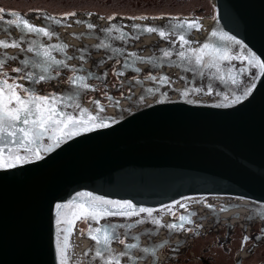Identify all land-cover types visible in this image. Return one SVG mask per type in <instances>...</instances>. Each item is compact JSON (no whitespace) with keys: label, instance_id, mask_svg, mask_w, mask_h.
<instances>
[{"label":"water","instance_id":"obj_1","mask_svg":"<svg viewBox=\"0 0 264 264\" xmlns=\"http://www.w3.org/2000/svg\"><path fill=\"white\" fill-rule=\"evenodd\" d=\"M212 3L215 18L208 32L203 31L207 19L196 16L202 27L200 31H192L190 37L195 33L198 37L192 47L204 43L220 45L219 35L227 33L264 62V0H212ZM72 18L84 21L80 26L89 30L90 19L69 17ZM122 18L116 17L107 23L109 26L122 24L126 19ZM171 18L173 16L161 19L163 25L160 20L153 22L151 27L165 28L172 22ZM183 20L177 18V22ZM106 29L109 28H100ZM213 31L217 32V37H212ZM127 33L130 39L131 33ZM90 34L83 36L97 37ZM104 39L109 40V37L104 36ZM175 47L178 49L180 43ZM239 51L238 46H232L233 55ZM149 54L145 58L153 57V53ZM124 59L114 72L120 84L112 91L106 90L112 100L105 97L108 103H102L97 91L100 85L93 84L94 81L105 84L108 70L102 73L98 70L100 75L107 73L106 78L89 81L96 90L82 96V106L94 115L103 116L102 122L107 127L68 139L51 153H42L44 159L0 169V264H60L55 205L67 204L79 193L130 201L137 208L153 209V214L189 199L243 201L248 210L255 207L256 213L264 208V76H255V84H252L256 70L250 69L252 74L241 78L243 84L253 88L248 98L228 107H216L221 97L215 92H229L219 81H213V95L201 93L185 98L181 91L192 85H186L182 77L193 81L195 87L206 85L210 77L201 80L192 72L175 66L154 68L147 63V73L166 75L171 85L163 86L147 79L149 75L144 76L141 63L136 65L139 73L126 70L125 75L118 77L116 73L123 70ZM176 59L173 55V60ZM232 63L236 68L246 66V62L241 64L239 60ZM85 65L83 68L93 71ZM129 76L136 77L130 79ZM137 79L142 83H137ZM123 87L129 92L115 97L114 92ZM149 88L159 90L150 93ZM67 90L69 84L64 83L53 93L62 94ZM89 94L94 95L91 101L86 100ZM189 99L194 103H188ZM92 101H99L104 111H97ZM250 212L253 216L254 212ZM144 217L146 214L141 213L130 220L122 217L108 220L116 224H135ZM80 223L76 222L70 237L73 245L70 264H75L73 242ZM104 223L105 220L100 221ZM123 232L121 229V238H124ZM134 242L131 239L127 243ZM124 251L123 245L121 252ZM122 264H130V261L126 259Z\"/></svg>","mask_w":264,"mask_h":264},{"label":"snow or ice","instance_id":"obj_2","mask_svg":"<svg viewBox=\"0 0 264 264\" xmlns=\"http://www.w3.org/2000/svg\"><path fill=\"white\" fill-rule=\"evenodd\" d=\"M5 15L11 18L5 20ZM74 16H76L75 12L66 13L59 19L45 16V20L51 23L39 27L32 24L18 11H6L0 7V25H3L0 26V33L8 35V39L0 40V50H4L0 52V169L15 168L19 164L44 159L42 153H51L62 143L67 142L68 139L83 132L108 126L102 122L105 119L103 116L94 115L88 108L82 106V96L87 91L96 90L89 81H103L107 76V73L100 75L98 71L89 72L83 68V64L90 58L87 47L76 49L75 52L78 55L69 56L67 54L69 46L66 43L45 45L43 39H39H59L58 33L52 29V24L71 27L67 20ZM139 18L147 19V17ZM129 19L135 18L129 17ZM171 19L172 22L165 28L132 25L134 30L132 39H139L140 33H156L161 39L169 41L171 46L161 49L160 56L154 54L151 58H145L139 53H127L122 47H114L110 40L127 43L129 39V34L122 31L124 26L115 24L111 25L109 29L103 30L109 40L101 41L94 50H104L110 53L109 58L117 59V62H119V57H125L122 65L123 70L116 73L118 77L125 75L126 70L139 73L140 69L136 66L139 63H147L154 68H161L164 65L175 66L185 72H192L201 80L206 76L210 77V81L200 87H195L193 81L182 77L186 85H192L181 91V96L185 98L201 93L213 95V81H219L220 84L229 88L228 93L215 92V95L221 97V102L217 103L216 107H228L248 98L253 88L243 84L241 78L245 75H251L249 70L255 69L256 72L252 80V84H255V76H264V62L254 53L246 50L241 41L227 33L219 35L220 45L204 43L200 47H192L195 41L188 37L193 30H201L202 26L199 20L189 21L185 19L183 22H177V18ZM74 22L78 25L85 23L80 20ZM87 28L89 31H94L95 25L87 23ZM12 29L19 30L21 33L19 39L13 38ZM117 32L119 35H113ZM30 35L37 39H29ZM211 35L217 37L218 34L213 31ZM171 36L179 38L180 47L178 49L175 47V41L169 39ZM75 38L82 40L85 36ZM22 45L27 46L22 47ZM233 45L238 46L239 54H232ZM9 48L20 49L22 53H25L26 58L20 61L22 67L12 69V71L22 73L18 79L29 81L33 85L32 87H24L16 82L17 78L9 77L8 73L3 71L7 61L16 59V57L7 56V49ZM27 53H31L32 57H27ZM54 53H58L63 58L58 59ZM173 55L177 57L176 60H173ZM73 59L80 60L81 67H70L69 62ZM235 60H239L241 64L246 62V66L236 68L232 63ZM96 67L98 70L100 62L97 63ZM64 70L72 73L67 77L69 90L62 94H39L34 85L52 82ZM146 78L163 86L171 85V80L166 75L149 74ZM10 79L13 81L12 83H9ZM137 83L142 82L137 79ZM158 90V88L147 89L150 93ZM108 99L112 100V97H108ZM160 102L163 103L164 100ZM187 102L194 103L191 99ZM92 103L97 106V111L101 113L104 111L99 101H92ZM180 206L185 208L187 214H180L177 222L164 225L162 220L153 214L154 210L151 208H137L130 201H113L101 196H94L92 193H79L67 204L55 205L57 252L60 264H70L72 261L71 249L73 245L70 242V237L77 221L87 225L86 228L81 229V234H86L88 238L94 241L93 259L98 260L99 264H122V258H127L130 264H142L147 258H151L154 264H158L157 252L159 249L165 248L168 241L154 247H143L141 237L132 236V231L137 225L145 222H150L154 226L153 230L146 233L148 235L158 234L161 228H166L171 236L181 232L194 233L197 227H202V223L197 224L193 219L197 215L195 211L188 209L183 204ZM171 207L169 206V208ZM206 207L210 211H217L211 204L206 205ZM228 210L230 209L221 207L218 211L222 213ZM249 210L254 212V215L248 218L249 223L257 217L264 220V208L258 213H256L255 207ZM141 213L146 214L147 219L137 220L135 224H116L108 220L109 217H122L130 220L133 216H139ZM171 215L176 217L175 212H171ZM101 220H105V223L100 224ZM217 221H219L218 216ZM121 229L124 230V238H121ZM261 232L264 233V229H261ZM129 237L135 242L127 243L126 239ZM261 239H264V235L256 236L257 241ZM115 242L124 245L125 251L120 254L115 253L112 247ZM250 242L251 238L245 234L241 240V249ZM136 251L143 255L135 256Z\"/></svg>","mask_w":264,"mask_h":264},{"label":"bare ground","instance_id":"obj_3","mask_svg":"<svg viewBox=\"0 0 264 264\" xmlns=\"http://www.w3.org/2000/svg\"><path fill=\"white\" fill-rule=\"evenodd\" d=\"M42 14V13H41ZM41 14H24L25 17L34 25L39 26V27H44L46 26V24L51 23L50 21H46L45 20V16H49V15H42ZM23 15V16H24ZM78 18L80 19H90L92 21V24L95 25L96 30L94 31H89L86 30V28L84 26H80L75 24V19H68L67 23L71 24V27H66V26H56L54 24H52V29L58 33L59 39L53 38L52 40H47L46 38H39V39H43V42L45 43V45H49V44H56V43H60V42H64L66 43L69 47H68V52L67 54L69 56H74V55H78V53L75 52L76 49H82L87 47L88 52L90 53V58H88V62L86 63L87 67H89L90 69H92L93 71H100V73L108 70L109 73V78L106 80V83H98L96 81L93 82L94 85H100L99 87H104L106 90L109 89L110 91H112V87L109 86V82H110V72L112 70H116V68L120 65L121 61L123 58V56L119 57V62H117V59H113V58H109L110 57V53L104 51V50H99L96 51L95 46L100 43L101 41H104V36H107L104 31L100 30L101 27L105 28H110L111 25L109 26L110 23H107L108 19H99L98 16L95 15H90V14H81L78 13L76 15ZM59 18H62L63 16H54ZM96 17V18H95ZM168 16H165L163 18H166ZM174 17V16H173ZM11 17L9 16H5V20L10 19ZM95 18V19H94ZM126 18V19H125ZM161 17H147V19H140V18H135V19H129V17H123L122 19H125L123 21L122 24H118V25H123L124 27L123 29H126L127 32L131 33L130 35V39H128L127 43H122L119 40H112L110 41L111 43H113L114 47H122L126 50L127 53H139L141 54L143 57H147L148 55H150L149 53H153L152 55H161V49H163L164 47H168L171 46L168 40H163L159 37L158 34L153 33V34H143L140 33V38L139 39H132L131 37L133 36V28L132 25L135 24L137 26H142V27H148V26H152L153 22H158L159 20L161 21V19H163ZM176 18H180V19H187L189 21L196 19V16H190V17H176ZM98 20H100L101 23L97 22ZM131 20H135V22H131ZM111 22V21H110ZM164 21H161L160 24L163 25ZM204 23V21H203ZM211 24V20H207L205 21V26L203 31L206 33L209 30V26ZM116 25V24H115ZM3 26V25H0ZM162 27V26H161ZM92 33V35L97 36L96 38H87L85 36L84 39H76L75 37L77 36H83V35H91L90 33ZM115 34V33H113ZM12 36L13 38L19 39L21 36V33L19 32V30L16 29H12ZM196 33L190 37L189 39L192 41H195V43L192 45H196L197 40H196ZM8 39V35L0 33V40H5ZM29 39H37L35 36H29ZM171 41H175V44L180 43L179 42V38L177 36H171L169 38ZM117 41V42H116ZM154 43V44H152ZM152 44V45H151ZM149 45V46H146ZM27 45H22V47H26ZM146 46V47H145ZM141 47H145V48H141ZM4 50H0V52H3ZM27 57H32L31 53H27L26 54ZM54 55L57 56L58 59L63 58L61 55H59L58 53H54ZM7 56L9 57H16V59L14 60H9L6 63L5 68H18V67H22L20 61L25 59V53H22L20 51V49H15V48H9L7 49ZM100 62V67L97 70V63ZM70 67H81V63H79L78 59H73L72 61L69 62ZM85 65V64H83ZM85 65V66H86ZM141 68L144 70V76L145 75H149V73H147L146 69H147V65L145 63H141ZM65 71V70H64ZM61 71L62 74L59 75V77L49 83H40L36 85V89L37 91H40L41 95H47L49 93H44V89L45 86L49 87L51 89L53 93L55 90H59L60 87L64 84L63 81L67 80L66 75L69 73L65 71ZM9 77H13L15 78L16 75H22V73H8ZM171 75H173V72H171ZM62 76V77H61ZM131 76H129L130 78ZM118 79V78H117ZM119 80V79H118ZM17 83L22 84V85H28L31 84L29 81L22 79L21 81H18ZM96 83V84H95ZM98 83V84H97ZM46 84V85H44ZM44 87V88H43ZM97 87V91L98 88ZM108 90V91H109ZM128 93V92H127ZM95 94V93H94ZM89 95H93V94H89ZM87 95V96H89ZM94 97V95H93ZM99 97V95H98ZM87 100V99H86ZM92 100V99H91ZM91 100H87V101H91ZM112 113V111H111ZM211 204L215 207V203H218L219 206L221 207H228L227 209H230L229 207L232 208H238V209H243L245 211V215L247 216H251L252 213L248 210V208L245 205V202L243 201H238V200H234V201H221V200H216V199H189V200H184L180 203H178L177 205L172 206L171 208H165L162 209L158 212H156L155 214H159V219L166 222L164 225H167L170 223L171 219V212H175V211H181L184 208H182L180 205L183 204L185 205L187 208H191L192 211H196L195 209L204 205V204ZM237 205H239V207H237ZM206 209H208L206 207ZM254 220V219H253ZM258 220V219H256ZM97 226V225H94ZM167 229L166 228H161L160 232L161 235L163 236V238H166L167 236ZM122 236V235H121ZM167 241V239H165ZM164 240V241H165ZM162 242V241H161ZM74 263L75 264H99L98 260H94L93 259V254H92V250H93V245L94 242L86 237V234L81 236V230L79 228H77V231L75 233V237H74ZM123 245H121L120 243L116 242L113 245V248L115 250V253L120 254L121 252V248ZM135 256L140 257L143 254L139 251H136L134 253ZM127 258H122V263L125 261L126 262ZM157 260H158V264H161L162 259L161 256H159L157 254ZM142 264H153L152 261L150 260V258H147L145 261L142 262Z\"/></svg>","mask_w":264,"mask_h":264},{"label":"flooded vegetation","instance_id":"obj_4","mask_svg":"<svg viewBox=\"0 0 264 264\" xmlns=\"http://www.w3.org/2000/svg\"><path fill=\"white\" fill-rule=\"evenodd\" d=\"M19 13L30 14V12ZM12 69L14 68H4L3 71L16 73ZM114 72L115 69L110 72L111 79L109 86L112 89H116L117 85L120 84ZM70 75L72 74L69 73ZM135 77L131 76L130 79ZM21 80L17 78L16 82ZM12 82L10 79L9 83ZM63 83H67V80H64ZM23 86L32 87L33 85L28 84ZM43 91L45 94L52 92L47 86H45ZM38 92L40 94V91ZM127 92H129V89L123 87L121 91L114 92V96L120 98ZM98 95L102 103H108L105 97L109 96V92H106L104 87L98 88ZM92 98L93 95L86 97L87 100H91ZM206 205L205 203L195 209L197 215L193 219L197 224L202 223V227H197L194 233L181 232L170 236L167 231L166 238H163L159 230L158 234L148 235L146 233L153 230L154 226L150 222H145L132 231V236L141 237L143 247L158 244L167 239L168 244L165 248L160 249L158 253L162 259L161 264H264V239L256 240L257 235H264L261 232V229H264V221L254 219L252 220L253 223L249 224V216L245 215L243 209L230 208V210L221 213L218 211L221 208L218 203H215L216 212L206 209ZM188 209L191 210V208ZM175 213L176 217L170 216V223L176 221L180 214H186V211L184 208L181 211H175ZM154 215L159 218L158 213ZM217 216L219 217V221H217ZM141 219L146 220L147 217ZM165 223L163 221V224ZM86 227L87 225H84L82 222L79 224L80 230ZM245 234L251 238V242L241 249V240ZM81 236L83 235L81 234ZM130 240L131 238L129 237L126 242Z\"/></svg>","mask_w":264,"mask_h":264},{"label":"rangeland","instance_id":"obj_5","mask_svg":"<svg viewBox=\"0 0 264 264\" xmlns=\"http://www.w3.org/2000/svg\"><path fill=\"white\" fill-rule=\"evenodd\" d=\"M6 11L91 14L101 19L116 17H190L215 18L212 0H0ZM72 74V73H70Z\"/></svg>","mask_w":264,"mask_h":264}]
</instances>
